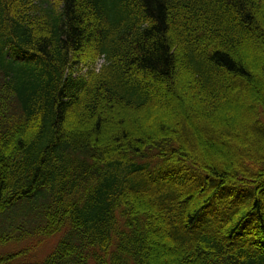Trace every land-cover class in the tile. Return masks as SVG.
Segmentation results:
<instances>
[{
	"label": "trees",
	"instance_id": "trees-1",
	"mask_svg": "<svg viewBox=\"0 0 264 264\" xmlns=\"http://www.w3.org/2000/svg\"><path fill=\"white\" fill-rule=\"evenodd\" d=\"M262 17L264 0H0V232L20 215L26 237L62 235L34 264H264Z\"/></svg>",
	"mask_w": 264,
	"mask_h": 264
},
{
	"label": "rangeland",
	"instance_id": "rangeland-1",
	"mask_svg": "<svg viewBox=\"0 0 264 264\" xmlns=\"http://www.w3.org/2000/svg\"><path fill=\"white\" fill-rule=\"evenodd\" d=\"M42 3L52 4L54 6L56 5V3H58V0H42ZM262 19H263L262 23L264 24V17H262ZM248 60L250 61L254 69H262V67H264V60L259 58L257 55L256 56L252 55V58H248ZM102 63L103 61L99 60L94 67L97 68L98 65ZM75 69L77 70L78 75L85 74L88 71L86 67H84V65L82 64H79V66L76 67ZM224 114L226 116L231 117L233 111L230 108H225ZM110 129L112 132L116 131L118 129L117 122L111 124ZM214 149L216 153L219 152V149H217V147H214ZM6 215L1 216L0 219L1 218L2 219L0 221H2L4 219L3 217ZM19 216L20 215H15L14 217L11 218V220L13 221L12 225L16 223L15 227L18 226L17 230L7 233L5 232L6 229H3L0 232V236L2 238L9 236L11 238V240H9L6 243L3 244L0 243V258L6 257L11 254H17L20 252H28L26 255H23L21 258L15 260L13 263L14 264L41 263L52 253L58 242L61 240L62 235H57L52 238L43 239L41 241L36 238L33 239L26 237L28 233V229H31L32 226L29 227L31 225L30 222H26V224L25 222L22 223V219H20L21 217ZM164 249H165L164 246H162V249L160 248V253L157 254L158 261H162L167 256Z\"/></svg>",
	"mask_w": 264,
	"mask_h": 264
}]
</instances>
